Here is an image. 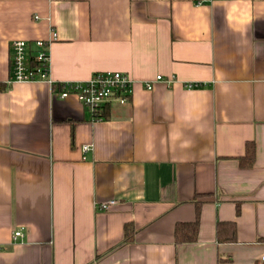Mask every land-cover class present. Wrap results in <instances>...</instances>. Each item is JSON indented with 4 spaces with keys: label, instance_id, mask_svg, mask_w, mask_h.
<instances>
[{
    "label": "crops",
    "instance_id": "crops-1",
    "mask_svg": "<svg viewBox=\"0 0 264 264\" xmlns=\"http://www.w3.org/2000/svg\"><path fill=\"white\" fill-rule=\"evenodd\" d=\"M50 32L51 84H8L10 43ZM104 71L135 83L107 119L58 97ZM263 255L264 0H0V264Z\"/></svg>",
    "mask_w": 264,
    "mask_h": 264
},
{
    "label": "built area",
    "instance_id": "built-area-1",
    "mask_svg": "<svg viewBox=\"0 0 264 264\" xmlns=\"http://www.w3.org/2000/svg\"><path fill=\"white\" fill-rule=\"evenodd\" d=\"M57 40V34L50 32L47 40H37L30 44L27 41H13L10 43V75L7 83H48L50 72L49 45ZM163 82L169 84L157 75L153 81L143 84L145 90H152L153 83ZM134 81L128 74L117 71H104L94 73L87 81L68 82L59 85L60 99L73 96L85 109H87L94 121H102L101 113L113 105L122 106L132 96ZM187 85V88H193ZM90 145L82 148L85 155L91 150ZM114 201L96 204L97 210H106L114 205ZM20 231L14 232V238L21 237ZM264 262V255L261 256Z\"/></svg>",
    "mask_w": 264,
    "mask_h": 264
},
{
    "label": "trees",
    "instance_id": "trees-1",
    "mask_svg": "<svg viewBox=\"0 0 264 264\" xmlns=\"http://www.w3.org/2000/svg\"><path fill=\"white\" fill-rule=\"evenodd\" d=\"M59 87V86H58ZM107 110H104L101 113V116L103 117V120L106 118ZM254 160V148L253 145H248L246 147V154L245 157L241 160L242 166L250 167ZM197 233H198V223L195 220L191 224H180L177 225L175 228V242L177 244H183V243H193L197 239ZM130 233L127 232L126 236L129 237Z\"/></svg>",
    "mask_w": 264,
    "mask_h": 264
}]
</instances>
